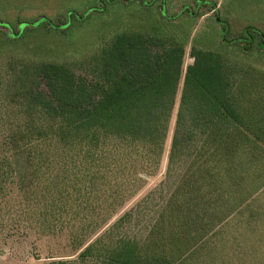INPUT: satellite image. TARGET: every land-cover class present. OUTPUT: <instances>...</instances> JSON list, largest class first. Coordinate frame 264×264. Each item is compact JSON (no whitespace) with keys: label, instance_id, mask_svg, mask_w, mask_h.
<instances>
[{"label":"trees","instance_id":"obj_1","mask_svg":"<svg viewBox=\"0 0 264 264\" xmlns=\"http://www.w3.org/2000/svg\"><path fill=\"white\" fill-rule=\"evenodd\" d=\"M123 1L154 12L155 0H95L64 23L41 17L18 31L0 20V28L14 40L42 29L67 33ZM160 14L163 21L151 16L140 29L117 31L80 73L55 61L19 68L18 105L31 113L0 143V219L14 215L6 236L70 229L83 249L70 264H193L201 253L212 255L202 264L222 256L230 263L236 249L245 264H264V71L251 76L196 40L185 68L199 15H170L164 3ZM217 21L225 46L264 55V32L246 27L227 40L229 24ZM171 132L164 181L84 245L158 172ZM143 202L159 207L157 218L141 238L122 235Z\"/></svg>","mask_w":264,"mask_h":264},{"label":"rangeland","instance_id":"obj_2","mask_svg":"<svg viewBox=\"0 0 264 264\" xmlns=\"http://www.w3.org/2000/svg\"><path fill=\"white\" fill-rule=\"evenodd\" d=\"M163 3L170 15H178L184 10L199 15L196 18L189 45L186 47L185 68L193 63L191 50L196 40L204 49L223 53L231 64L239 66L242 70L250 71L252 69L251 71L254 72H249L251 76L254 75L255 70L264 71L263 54L256 51L248 53L242 46L227 47L223 44L221 40L222 27L217 21L219 18L229 24L230 32L226 37L227 40L241 37L246 27L257 28L264 32V0H155L154 12L146 10L141 5L142 3L132 4L123 1L118 6L111 7L109 13L100 18L93 17L90 21L77 25L73 24L68 28L67 33L54 34L48 29H42L30 35L26 33L22 38L23 40L12 39L8 29L0 28L1 43L3 39L6 45L0 47V143L14 135L20 129L22 120H25L31 113L23 105H18L14 81L20 67L25 64L33 65L38 62L55 61L66 63L74 71L80 73L82 62L98 51L103 44L108 43L117 31L140 29L150 20L148 18L151 16L153 19L163 21L160 14ZM95 4H97L95 0H0V20L12 24L17 27L18 31H22L24 26L20 25L21 22L29 23L41 17H48L56 24L64 23L67 21L66 15L71 12L86 14L93 9ZM180 21L181 18L176 22L179 23ZM185 29L191 31L192 27L187 25ZM182 87L183 80L177 96V105ZM176 113L177 106L172 120V130ZM33 115L37 114L33 113ZM171 134L172 132L166 143L158 172L154 176L148 177L145 185L138 193L128 200L123 207L118 208L104 226L90 234L83 243L84 245L94 242L107 232L119 217L136 207L164 181ZM53 162L56 165L55 170H57L60 165L58 155H55ZM52 169L54 168L52 167ZM61 172L62 166L59 173ZM155 198L157 204L162 203L159 195ZM159 210L155 204H144L143 202L141 208L137 210V217L134 216L133 222L127 225L121 234L133 238L143 237L151 224L148 222L157 218L156 214ZM113 211L109 210L108 212L113 213ZM12 217L14 218L13 212L12 216L5 214L0 219V225L2 224L1 220H4L5 225H8L7 231L4 233L0 230V264H70L78 260L83 249L80 246L81 242L72 237L70 229H64L55 235L32 233L26 238H11L6 234L12 232L10 230L12 229V223H10ZM20 229L25 230L22 226ZM196 255L193 264H202L204 259L209 261L212 258V255L203 253ZM213 255L216 257V254ZM251 258L254 259V257ZM245 260L246 257L244 258L236 249L231 252L230 263H226L223 256L222 258L216 257V260L214 258L213 262L214 264H245ZM254 263H256L255 260L248 264Z\"/></svg>","mask_w":264,"mask_h":264}]
</instances>
